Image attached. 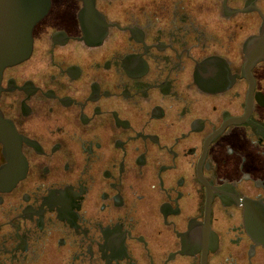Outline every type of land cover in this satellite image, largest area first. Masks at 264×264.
Segmentation results:
<instances>
[{
  "label": "flooded vegetation",
  "instance_id": "1",
  "mask_svg": "<svg viewBox=\"0 0 264 264\" xmlns=\"http://www.w3.org/2000/svg\"><path fill=\"white\" fill-rule=\"evenodd\" d=\"M0 2V264H264V0Z\"/></svg>",
  "mask_w": 264,
  "mask_h": 264
},
{
  "label": "water",
  "instance_id": "2",
  "mask_svg": "<svg viewBox=\"0 0 264 264\" xmlns=\"http://www.w3.org/2000/svg\"><path fill=\"white\" fill-rule=\"evenodd\" d=\"M18 16L15 9L7 4L0 2V70L5 65H10L23 57L22 53H16V41L25 42L30 28L37 22L38 14H29L26 18V29L21 30V36L17 35L20 31L17 27L25 24V18L16 20ZM24 45V44H22ZM8 129L9 125L0 118V129ZM6 131V130H5Z\"/></svg>",
  "mask_w": 264,
  "mask_h": 264
}]
</instances>
